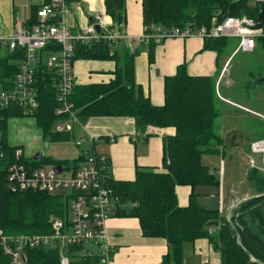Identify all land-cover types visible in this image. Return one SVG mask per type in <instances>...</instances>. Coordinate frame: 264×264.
I'll use <instances>...</instances> for the list:
<instances>
[{
  "label": "trees",
  "instance_id": "obj_1",
  "mask_svg": "<svg viewBox=\"0 0 264 264\" xmlns=\"http://www.w3.org/2000/svg\"><path fill=\"white\" fill-rule=\"evenodd\" d=\"M126 3L127 0H104L105 13L113 20L115 30H122L123 24H127ZM40 6L32 7L31 17L25 22L27 26L37 23ZM261 7L259 3L251 4L250 0H142L144 33L151 35L157 27L165 30L185 28L188 25L211 28L228 16L248 15L258 18ZM262 29L263 34L256 38V47L251 51L254 57L264 53V25ZM150 37L147 42L140 41L139 44H148L150 62H154L159 43ZM204 39L203 49L216 51L218 57L226 51L233 54L239 42L237 38L229 36ZM125 41L126 39L119 42V45H123L120 51L106 40L93 44H76V61L87 59L113 61L115 64L106 79L77 81L69 97L74 103L77 118L81 122L92 117L132 118L137 131L141 133L139 139L150 136L146 132L149 127H171L174 132L163 137L161 170L138 166L134 179L120 180L111 175V161L108 157L106 185L118 199L114 216L136 217L140 221L143 236L167 240L169 251L161 264H184L185 246L200 239H207L211 247L220 254L221 264H264V172L257 167L248 169L246 175L254 193L240 204L230 220L220 213V209L202 205L200 194L196 191L198 186L205 185L220 189L224 183V176L221 180L202 161L204 153H222L224 156L226 151V137L218 131L216 124L221 115L218 102H227L220 98L217 90L220 72L216 75H193L188 72L187 63L184 62L178 65L174 74L165 76L164 102L155 104L149 91L136 79L138 43L132 51ZM59 49L61 44H52L43 49L40 56L42 58ZM12 56V53H8L0 59V81L13 75L17 69L15 64L10 63ZM37 65L39 107L36 112L28 114L36 117L37 125L46 139L53 142L69 141L73 139V133L55 129L58 120L66 117L55 112L58 107L55 73L42 64V61ZM4 68L9 72L4 73ZM257 69L250 68L246 72L249 76L244 84L247 91L258 85L254 81L256 78L264 76V70ZM220 94L230 101L227 96L221 92ZM235 102L237 103L235 100L232 103ZM245 106L253 110L246 112L256 117L259 116L253 114L254 111L262 113L244 104L243 107ZM0 115L4 117L0 121L3 131L0 143V153H3V156L0 155V229L12 235L52 233V220L67 217L69 199L75 193H50L37 189L13 191L10 188L9 166L15 161L13 154L18 146L7 141L8 119L23 117L27 113L20 108L11 107L1 110ZM260 118L264 120L263 117ZM251 125L252 128L255 126ZM111 140L110 137L106 138V141ZM260 140H264V136L252 139L251 145ZM83 160V155L61 160L44 155L39 160L31 157L30 162L37 168L61 164L64 171L76 169ZM179 185H190L193 189L185 206L178 201ZM213 221H218L219 225H209ZM213 227L219 228L217 233H214ZM77 248L79 246L71 250ZM24 251L28 264H61L59 247L26 246ZM0 255L3 256L1 252ZM91 262L90 259H82L72 261V264Z\"/></svg>",
  "mask_w": 264,
  "mask_h": 264
},
{
  "label": "built area",
  "instance_id": "obj_2",
  "mask_svg": "<svg viewBox=\"0 0 264 264\" xmlns=\"http://www.w3.org/2000/svg\"><path fill=\"white\" fill-rule=\"evenodd\" d=\"M264 6V0H255ZM261 7V8H262ZM261 10V9H260ZM70 6L68 0H44L37 11L38 21L32 26L17 22L13 32L0 37V59L12 53L17 69L0 81V111L9 108H20L27 114L34 113L39 107L38 100V62L42 61L55 73L58 91L56 114L66 116L58 120L55 129L59 132L73 133L82 122L77 118L73 101L69 100L78 81L75 68V46L98 43L102 40L110 44L119 43L129 38L126 24L122 30L113 29V20L104 12L92 17V21L79 30H74L68 22ZM257 18L248 15L228 16L211 28L188 25L162 29L157 27L151 35L143 33L136 42H147L152 36L157 43L166 37H200L229 36L238 39L235 52H251L256 47V38L263 34L262 27L257 26ZM98 25V28H97ZM134 41L130 48L134 51ZM52 44H61V49L46 56L41 51ZM7 53H3V50ZM19 51V52H18ZM9 72L4 68V73ZM4 117L0 115V121ZM3 131L0 127V143ZM90 147H83V140H76L82 147L84 160L74 169L57 173L54 165L37 168L25 156V150L18 146L14 151L15 161L9 166V185L15 190L37 189L50 193L66 192L74 194L68 203V215L52 220V233L40 235H12L0 229V264H28L24 247H59L61 264H72V261L90 259L100 264H114V248L110 243L107 221L115 215L117 197L106 185L108 156L97 138H89ZM252 151L263 154L264 140L252 143ZM3 156V153H0ZM24 158L26 160H24ZM29 162H26V161ZM222 171L221 180H223ZM72 251L71 248L78 247Z\"/></svg>",
  "mask_w": 264,
  "mask_h": 264
},
{
  "label": "crops",
  "instance_id": "obj_3",
  "mask_svg": "<svg viewBox=\"0 0 264 264\" xmlns=\"http://www.w3.org/2000/svg\"><path fill=\"white\" fill-rule=\"evenodd\" d=\"M43 2L44 0H0V37L10 35L17 22H26L31 17L32 7L41 5ZM68 2L70 6L68 22L74 30L86 26L90 22V18L99 12L105 11L104 0H68ZM126 7V31L129 36L126 40L129 39L131 42L144 33L142 0H127ZM204 41L205 39L198 35L186 38H166L157 45L154 62H150L148 44L144 43L147 45L144 48L137 45L139 48L136 58L137 82L149 91L153 103L163 104L165 99V76L174 74L178 65L186 62L188 72L193 75H216L220 72L217 87L220 98L242 112H250L251 110L246 106L243 107V103H232L234 102L233 99L228 98L232 101L230 102L220 94L219 88L223 83L222 80L228 77L230 57L224 60L222 56L218 57L216 51L203 49ZM92 61L98 62L93 63L94 66H92L91 71L94 74L90 73L88 76L91 77L90 79L84 78L87 77L89 64L86 62L77 64L75 62L78 82L97 81L92 77H101L102 74L107 75L109 70L115 67L113 61ZM228 79L230 80V78H227L226 82H228ZM146 132L150 133V136L146 139H139L141 133L136 129L135 121L129 117H92L82 122L80 126L75 127L73 139H71L73 141L57 142L76 144V140L81 139L83 140V147L89 148L91 146L89 138L91 136L96 137L104 148V154L110 157L111 167L109 171L111 175L120 180H132L136 176L138 166L163 169V137L166 134L173 133L174 128L149 127ZM107 137L112 140L106 141ZM86 140L87 145L85 144ZM237 140L238 142H235V144H239L241 141L239 138ZM81 151L82 147H79L78 152L77 149L72 151L71 158L63 157L61 159H75L81 155ZM198 189L200 190L198 191ZM192 190L190 185L177 186L180 205L185 206L188 204ZM196 191L200 194L202 205L211 209L219 206L220 213L227 215L231 198L229 200L226 198L224 183L220 186V189L212 185H205L198 186ZM219 191L220 195H218ZM205 195H208V197L206 198ZM209 196L211 197L209 198ZM216 196H219V199ZM213 198L217 201L213 202ZM107 230L110 243L114 248V264H161L164 255L169 251L168 242L165 238L143 236L140 221L136 217L112 216L107 221ZM184 264H221V258L207 239H200L194 244L185 246Z\"/></svg>",
  "mask_w": 264,
  "mask_h": 264
},
{
  "label": "rangeland",
  "instance_id": "obj_4",
  "mask_svg": "<svg viewBox=\"0 0 264 264\" xmlns=\"http://www.w3.org/2000/svg\"><path fill=\"white\" fill-rule=\"evenodd\" d=\"M250 3L256 4L255 0H250ZM86 7L88 6L86 5ZM133 41L137 43L136 40ZM125 43L131 46L129 39L126 40ZM113 45H115L119 51L123 49V45H119V43H114ZM145 45L144 43H138L140 48H144ZM235 50L231 55V51H226V53L221 55L224 60L230 57L229 62L231 63L227 77L230 78V80L228 79V82H226L227 78H224L219 91L229 99L246 104L264 113V81L257 82L258 85L250 88L249 91H247L244 86L245 81L249 79L246 72L250 68L257 67L258 69L264 70V53L259 54L258 57H254L251 52H235ZM3 53L5 54L7 51L4 49ZM76 62L77 64L79 62H86L89 64L87 77L84 78L90 79L91 77H88L90 73L94 74V72L91 71L92 66H94L93 63L95 64V62L98 61L82 59ZM12 63H15V60H13ZM74 70H76V68H74ZM108 77L109 74H102L101 77L93 76L92 78L99 80ZM260 77L264 76H259L258 78ZM218 106H220L221 115L217 119L216 124L218 131L226 137V151L224 156L222 153H204L203 163L208 165L220 178L222 171H224L225 195L227 200L231 198L230 208L226 213L227 215L224 216L230 220L234 211L236 213V210H238L240 204L254 193V188L246 175L248 169L250 167H257L260 171L264 172L263 154L255 153L251 149L252 139H259L264 136V120L260 118H264V114L254 111L255 114L259 116L256 117L248 112H242L240 109L234 108L230 104L224 102H218ZM251 124L255 126L252 128ZM236 135H239L240 140L242 139L239 144H235L238 140L233 139L236 138ZM241 135L244 137L241 138ZM7 141L11 145L22 146L25 150V156L27 157H33L36 152L45 149V155H54V157L58 159L63 157L71 158L73 155L72 151L77 149L78 152L79 148H77L76 144H63L46 139L42 129L37 125L36 117L32 114L8 119ZM85 144H88L87 140ZM47 167L48 165H42V168L46 169ZM65 171L66 169L64 172ZM199 190L200 189H198V191ZM205 197L207 198L208 195H205ZM210 197L211 196H209V198ZM216 198L219 199V196H216ZM232 199L234 200L232 201ZM212 200L213 202L217 201L214 198ZM217 208L219 209V206ZM218 230V227H213L214 233H217Z\"/></svg>",
  "mask_w": 264,
  "mask_h": 264
},
{
  "label": "water",
  "instance_id": "obj_5",
  "mask_svg": "<svg viewBox=\"0 0 264 264\" xmlns=\"http://www.w3.org/2000/svg\"><path fill=\"white\" fill-rule=\"evenodd\" d=\"M90 21H92V18H90ZM257 26L258 27H262L264 25V6L261 8L260 12H259V15H258V18H257ZM97 28H98V25H97ZM261 81H264V77H260V78H257L255 79V82H261ZM45 155V149H42V150H39L38 152H36L34 154V159L35 160H39L42 156ZM53 168L55 169V171L57 173H60L63 169V165L61 164H57V165H54ZM209 225H216L218 226L219 225V222L218 221H213V222H210Z\"/></svg>",
  "mask_w": 264,
  "mask_h": 264
},
{
  "label": "flooded vegetation",
  "instance_id": "obj_6",
  "mask_svg": "<svg viewBox=\"0 0 264 264\" xmlns=\"http://www.w3.org/2000/svg\"><path fill=\"white\" fill-rule=\"evenodd\" d=\"M235 137V136H234ZM244 136L243 135H241V138H243ZM238 138H240L239 137V135H236V138H233L234 140H236V139H238ZM240 140V139H239ZM242 140V139H241ZM233 143H234V141H233ZM233 143H231V144H233Z\"/></svg>",
  "mask_w": 264,
  "mask_h": 264
}]
</instances>
